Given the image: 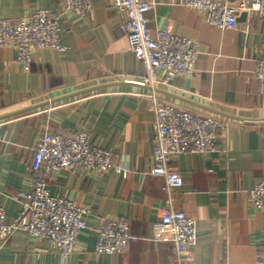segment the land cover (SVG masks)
Here are the masks:
<instances>
[{
    "label": "crops",
    "instance_id": "crops-1",
    "mask_svg": "<svg viewBox=\"0 0 264 264\" xmlns=\"http://www.w3.org/2000/svg\"><path fill=\"white\" fill-rule=\"evenodd\" d=\"M187 2L155 0L146 13L153 38L167 30L191 38L201 51L190 76L156 89L121 29V16L106 0H94V12L86 18L64 16L66 49L39 52L29 69L16 60L11 45L0 48V207L8 224L22 209L13 196L32 191L35 145L47 130L64 135L86 130L91 142L129 171L125 177L116 170L102 176L63 170L51 177L52 195L91 209L74 253L64 258L47 240L17 230L1 244L0 264H178L173 245L158 236L169 209L184 211L198 224L192 264L259 263L264 209L250 203V191L264 179V96L256 78L264 60V20L248 13L235 27L220 28ZM61 4L0 0V17L22 18ZM153 93L179 108L230 121L219 135L217 153H183L169 163L184 178L170 204L165 178L150 173L156 113L148 96ZM102 219L129 222L133 239L125 254L97 255L96 227Z\"/></svg>",
    "mask_w": 264,
    "mask_h": 264
},
{
    "label": "built area",
    "instance_id": "built-area-1",
    "mask_svg": "<svg viewBox=\"0 0 264 264\" xmlns=\"http://www.w3.org/2000/svg\"><path fill=\"white\" fill-rule=\"evenodd\" d=\"M121 16V29L126 33L131 49L147 69V80L156 89L173 78L190 76L196 69L201 51L189 37L164 30L153 38L146 13L155 0H106ZM192 9L202 11L207 21L216 27L231 28L243 12L255 13L264 20V0H188ZM94 12V0H62L58 10L37 9L22 18L0 17V48L11 45L16 60L27 69L42 51L65 50L61 39V20L74 15L82 18ZM260 92L264 96V60L256 68ZM151 98L156 113L153 138L154 166L150 173L165 178L163 190L171 203L173 189L184 186L181 173L169 166L173 158L183 153L210 156L218 152V139L230 125L226 118L203 115L162 101L156 94ZM72 174L93 172L100 176L116 170L128 177L129 171L116 165L112 153L91 142L86 130L72 135L46 131L36 142L35 163L32 166V191L13 196L22 205L17 220L8 224L6 211L0 207V247L17 230L30 238L47 240L51 249L64 258L74 253L81 232L88 227L86 215L91 209L82 207L66 196L52 195L49 180L61 171ZM250 203L264 209V179L250 191ZM160 240L173 245L178 264H192L191 254L198 240V224L184 211L169 209L162 217ZM96 253L125 254L133 236L124 219H102L96 227ZM258 264H264V253Z\"/></svg>",
    "mask_w": 264,
    "mask_h": 264
},
{
    "label": "water",
    "instance_id": "water-1",
    "mask_svg": "<svg viewBox=\"0 0 264 264\" xmlns=\"http://www.w3.org/2000/svg\"><path fill=\"white\" fill-rule=\"evenodd\" d=\"M233 1H234V0H233ZM247 15H248V12H243L242 15L239 17L238 21H240V22L245 21V18H246ZM99 87H101V86H98V87H95V88H99ZM89 90H91V89L84 90V91H79V92H77V93H75V94H80V93H83V92H85V91H89ZM252 121H253V120H252Z\"/></svg>",
    "mask_w": 264,
    "mask_h": 264
},
{
    "label": "rangeland",
    "instance_id": "rangeland-1",
    "mask_svg": "<svg viewBox=\"0 0 264 264\" xmlns=\"http://www.w3.org/2000/svg\"><path fill=\"white\" fill-rule=\"evenodd\" d=\"M148 83V82H147Z\"/></svg>",
    "mask_w": 264,
    "mask_h": 264
}]
</instances>
